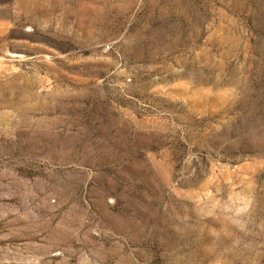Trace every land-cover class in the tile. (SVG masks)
<instances>
[{
  "label": "rangeland",
  "instance_id": "obj_1",
  "mask_svg": "<svg viewBox=\"0 0 264 264\" xmlns=\"http://www.w3.org/2000/svg\"><path fill=\"white\" fill-rule=\"evenodd\" d=\"M0 264H264V0H0Z\"/></svg>",
  "mask_w": 264,
  "mask_h": 264
}]
</instances>
